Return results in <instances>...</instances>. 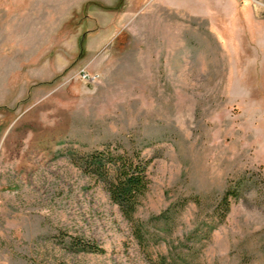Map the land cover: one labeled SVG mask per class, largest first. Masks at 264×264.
Listing matches in <instances>:
<instances>
[{"label":"rangeland","instance_id":"obj_1","mask_svg":"<svg viewBox=\"0 0 264 264\" xmlns=\"http://www.w3.org/2000/svg\"><path fill=\"white\" fill-rule=\"evenodd\" d=\"M108 144L152 160L147 250L71 160ZM78 237L104 252L73 251ZM192 247L196 264H264V0H0V264Z\"/></svg>","mask_w":264,"mask_h":264},{"label":"trees","instance_id":"obj_2","mask_svg":"<svg viewBox=\"0 0 264 264\" xmlns=\"http://www.w3.org/2000/svg\"><path fill=\"white\" fill-rule=\"evenodd\" d=\"M71 160L85 176L104 188L111 202L118 206L124 219L130 223L134 239L144 250H147L148 242H150L148 232L144 224L138 221L136 214L151 186L148 172L152 160L144 157L141 151L135 148L127 149L119 144L113 146L108 144L103 149L86 153L73 152ZM244 185L245 180L241 177L239 181L227 188L213 210L214 223L211 230L202 233L204 238H207L224 222L231 209V200H238L241 197ZM194 200L201 205L198 199ZM188 201V199L185 200L184 204ZM171 212H178L177 206H170L156 220L168 224L172 218ZM70 240V248L73 251L99 254L104 252L95 242L79 237L70 238ZM196 252L194 247L188 249L187 252L179 253L170 249L169 254L159 255L153 264H196Z\"/></svg>","mask_w":264,"mask_h":264}]
</instances>
